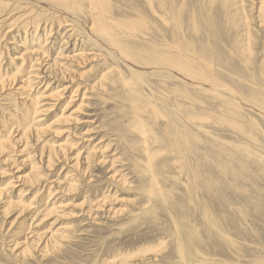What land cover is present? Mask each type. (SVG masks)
<instances>
[{"label":"rangeland","instance_id":"374dc122","mask_svg":"<svg viewBox=\"0 0 264 264\" xmlns=\"http://www.w3.org/2000/svg\"><path fill=\"white\" fill-rule=\"evenodd\" d=\"M12 3L2 11L1 69L14 68L17 60H12L22 48L15 50L9 43H16L17 35L23 37L26 21H39L45 31L52 24L50 34L38 30L36 46L45 37L48 46L56 39L48 58L58 60L59 14L28 1L22 6ZM109 3L113 21L106 24L113 46L87 41L86 51H98L99 56L76 68L83 75H74L72 90L42 117L44 129L38 138H29L22 151L24 143L16 142L0 154V187L11 181L12 200L33 199L32 209L24 214L18 215V208L0 214V264H194L188 251L204 261L195 264H264V0L168 3L179 18L184 58L197 68L202 65L197 52L202 51L205 61L216 65L217 86L231 93L232 105L217 92L183 83L163 69L159 59L175 31L161 18L166 15L158 0ZM84 16L79 19L90 24ZM121 51L134 60L138 73L120 59ZM33 82L34 92L44 90L38 79ZM16 83L0 90V122L8 121L12 110L22 111L23 95H16ZM58 83L63 82L48 88ZM77 83L80 89L66 114L74 111L78 122L67 125V133H60L58 125L46 127ZM82 137L92 138L91 145L100 141L99 154L109 162H91L83 173L71 170L72 162L65 159L48 167L45 155L39 156L41 146L71 140L81 150L80 145L87 144ZM112 169L120 175L115 180L109 177ZM32 170L41 184L31 190L14 179ZM67 171L72 180L65 179ZM55 179L76 185L68 194L54 196L60 207L44 217L46 198L55 189L48 182ZM103 197L106 201L97 208ZM31 230L54 233L60 240L51 244L42 239L41 245L18 255Z\"/></svg>","mask_w":264,"mask_h":264},{"label":"bare ground","instance_id":"6f19581e","mask_svg":"<svg viewBox=\"0 0 264 264\" xmlns=\"http://www.w3.org/2000/svg\"><path fill=\"white\" fill-rule=\"evenodd\" d=\"M27 1L29 4L34 3L35 5H39L41 7V10L45 8V11H49L52 13L57 12L59 16L61 17L60 22L58 21L59 23H57L58 24L57 30L55 31V33L57 32L58 35H60L59 37L60 41H59V45L57 48V56H56L58 60L56 59L49 60L48 58L49 53L52 50L56 49L55 47L56 42H57L56 39L53 38V41L50 42L51 45L49 44L48 46V44L46 43L47 37L44 36L46 35V32L50 34V32L52 31L51 30L52 24L50 25L48 31H45L46 26L41 28L43 32L45 31L43 35L45 38L42 39L40 44L38 43L37 46L36 44L38 40L40 39V34H37V32L38 30H41L39 28L41 26V23L39 21H26L24 25V28L25 27L26 28L23 32V37L22 35H20V37L17 35L14 38H17L18 41H16V43H13V42L9 43L12 45L11 48H14L15 46V50L16 48H22L21 49L22 51L19 49V51L16 52L18 53L17 54L18 56L17 58L15 57L14 60L12 61L17 60V62H13L12 67L14 68H12L11 72L2 70L1 64H0V90L6 89L7 86H12L14 82H17L16 85L18 86L16 85L15 86H16V91L19 93H16V95L17 96L23 95V96H20L22 100V101L20 100L22 102L20 104V106H22V111L16 114L17 111L12 110L14 114L8 117L7 119L8 121L0 122V125L2 127L0 128V154L5 153V150L8 147L13 146L14 143L16 142L21 143V145L24 143V145H22V148L20 150L22 151L26 149V147L28 146L29 138H31L32 136L36 137V139L38 138L39 133L44 129L41 126L42 123H40L43 120L42 117L44 115H47L48 112L53 110V108L57 105V103L63 99V95L65 93L70 92L72 90V87L74 86L73 83L75 82L74 80L75 77L80 78L83 75L80 72L76 73V68H80L81 65H85L91 61L96 60V57L99 56V54L97 53L98 51L95 53L93 51L92 53L86 51L87 50L86 42L91 40V42L97 46H103L102 44L104 42H107L109 44L111 42L110 41L111 34L109 32L111 28L106 24L108 21H113V16L109 15L111 6H112L109 3L110 0L109 1L108 0H0V5L3 4L5 8V10H0V24L5 22V19H2V18L6 15V13L2 14V11L8 10L7 6H9L10 2H13L12 5L16 2L20 6H22V3L27 4ZM168 3H169V0H158V6L161 9H163L164 14L166 15V17L162 16L161 18L164 21H166V23L170 22L171 29H174L175 31L173 35L175 36V39L167 43L166 49H165L166 51L165 55H163V59H159V61L160 60L162 61L163 69L166 71V73H168V75L173 76L175 79L180 80L183 83H188L191 86L197 85L198 87L204 90L215 91V93L217 92V94L223 97L224 101L227 104L232 105V103L234 102L232 100L231 93H229L228 91L222 92L223 90H220L221 88L219 89V86H217L219 82L215 74L216 65L205 61V54H203L202 51L197 52V54H201L197 58L202 60V65L198 66L197 68L193 67L189 62H187L188 60L184 58V50H183L182 44L180 43L178 39L179 18H178V15L173 13L171 8H169ZM82 14H85L84 16L85 21L90 22V24H86L85 22H82L84 20V18H81ZM79 17L83 20L81 21ZM262 24L264 25V20L262 21ZM118 25L119 24L117 23V26ZM77 28H79L80 31ZM124 28L127 29V27L125 26ZM28 29H31V32L29 33L30 34L29 36L31 37L30 40L27 39ZM94 29H98L100 32L106 34V36L104 37L103 34H100L102 37L101 38L100 36L98 37V35H94L95 34ZM127 30L129 31L130 29L128 28ZM83 37H85V39H83ZM89 50H92V48H90ZM70 51L72 54L69 56L66 53H69ZM2 53L3 52L0 51V56L2 55ZM123 53L126 56L122 55V53L121 54L117 53V54L120 55L119 56L120 59L124 60L125 63L129 64L130 68L134 69V73H138L137 69H135L137 68L135 67L137 65L134 66V63H133L134 60L132 58H129V55H127L125 52ZM209 62H212V61H209ZM35 79H38V83L44 86V90L39 91L38 89L35 92L32 90V85L34 84L33 81ZM56 81H60L63 83H58L55 89H51V88L49 89L48 86L49 85L52 86L53 85L52 83L53 82L56 83ZM79 89H80L79 83H77V86L73 90L72 95L68 97L69 100L65 102L64 107L60 110V113L55 115L53 120L49 123V125H46V127L47 126L50 127L51 125H58L56 129H61L60 133H67L69 129L67 128V125L69 124L72 125L73 123L78 122L77 117L73 116L74 111L72 113L66 114V112L68 111V109L66 110V107L70 103L71 99L73 98V94L76 93ZM31 90L34 93L31 92ZM14 106L16 105L14 104ZM135 116L138 119L139 113ZM14 133L17 135L16 136L17 138L13 137ZM84 134L89 135L87 132H84ZM81 140L82 142L87 143V144L83 143L82 145H80L81 150L78 149L79 148L78 144L74 143V141L71 140L70 142L65 141L57 145L52 144L48 146L46 149L43 145L41 146L39 150L40 152L39 156L40 158H42L45 155V157L47 158L48 167H51L53 164L56 163V161L61 162V160L65 159V161H69L70 163L72 162L71 165H69V163L67 164L69 165L68 167L71 170L81 169L83 170L82 171L83 173L87 170L88 165L91 162H94L97 165L98 163L105 164L106 162H109L108 160L104 158V156L102 155L100 156V154H102V151H103V150L101 151V146H98L99 145L98 143L100 141L95 145H91L90 142L92 141V138L82 137ZM85 145H87L86 150L84 149ZM44 150L46 154H44ZM13 164L14 162L12 163V165ZM82 164H85V166H83ZM111 165H113V162H111ZM32 167H35V165ZM34 171L35 170H32V172H29L27 174H22V175L20 174L21 176L20 175L15 176L14 179L16 180V182L27 186L31 190L32 188H34L32 186L38 185L41 181L40 175ZM64 171L62 170V172ZM108 172H111L109 177L112 180H115L117 179L118 176H120L118 175V173L116 175L117 171L113 169ZM68 174H69V171L65 172V179L72 180L70 179V177L73 176V174L71 175H68ZM118 181H122V179H118ZM7 183L8 184H5V186L3 185V187H0V214L12 213L13 210L15 209L17 210V208L21 209L18 215L24 214V212L30 211L32 209L33 199L29 202H25L22 198L19 199L18 201H16L17 199L12 200L8 195V193L10 192L8 191V188H11V186L13 185V182L8 181ZM48 183H49L48 185L50 186V189H54V187L55 189L54 191H52L53 193H51L46 198L45 205L43 206L44 208L42 209V211L45 212L44 217L52 215L53 213H55L56 209H58L57 207L58 206L60 207V205H56L57 200L52 201L53 198L55 199L54 196L60 193L66 195L68 194V191H70L76 185L75 183H72V182L65 184L63 182H60L58 179L49 181ZM62 184H65V187ZM105 201H106V197H103L98 202L96 207L97 208L102 207ZM95 210H98V209H95ZM29 234H31V236L26 237V241L22 243L21 245L22 248L20 249V251L18 249L17 251L18 255L29 252V247L31 246H34L36 244L41 245L43 243L42 242L43 240L45 241L44 243H51V244H57V241L60 240V239L59 240L56 239L55 237L56 235L54 233L45 235L44 233L38 234V231L35 232L31 230L29 231ZM61 239H62V236H61ZM188 252H189L188 257H191V258L195 257V259L192 260V263L195 264V263L204 262L203 260L196 259L197 254L194 255V253H191L190 251Z\"/></svg>","mask_w":264,"mask_h":264}]
</instances>
